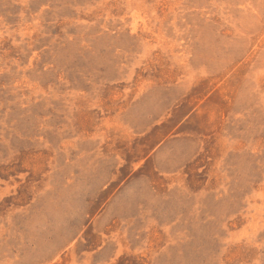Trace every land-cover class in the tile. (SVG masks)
<instances>
[{"label":"rangeland","instance_id":"1","mask_svg":"<svg viewBox=\"0 0 264 264\" xmlns=\"http://www.w3.org/2000/svg\"><path fill=\"white\" fill-rule=\"evenodd\" d=\"M0 264H264V0H0Z\"/></svg>","mask_w":264,"mask_h":264}]
</instances>
